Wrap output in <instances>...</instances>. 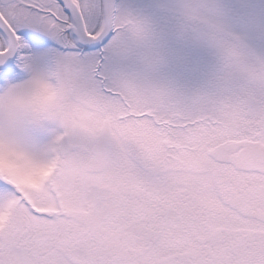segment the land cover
I'll use <instances>...</instances> for the list:
<instances>
[{"label": "snow or ice", "instance_id": "obj_1", "mask_svg": "<svg viewBox=\"0 0 264 264\" xmlns=\"http://www.w3.org/2000/svg\"><path fill=\"white\" fill-rule=\"evenodd\" d=\"M0 264H264V0H0Z\"/></svg>", "mask_w": 264, "mask_h": 264}]
</instances>
